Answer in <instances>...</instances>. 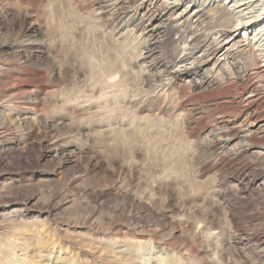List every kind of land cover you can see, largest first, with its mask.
Masks as SVG:
<instances>
[{
  "label": "bare ground",
  "instance_id": "bare-ground-1",
  "mask_svg": "<svg viewBox=\"0 0 264 264\" xmlns=\"http://www.w3.org/2000/svg\"><path fill=\"white\" fill-rule=\"evenodd\" d=\"M42 1L30 3L37 8ZM16 4L15 0H0V31L14 35L15 45L22 52L13 55L12 62L0 60V112L4 116L0 142L7 137L8 125L22 130V137L14 130L7 138L11 149L7 157L20 158L31 139L42 141L48 136L36 119L43 112L40 107L49 100L50 87L43 80L44 72L34 67V60L48 56L43 27L30 23L28 11L23 12ZM83 4L112 36L130 32L142 43L135 68L143 76L144 88L127 102L146 112L142 121L146 115H158L159 121L172 114L181 116L183 132L193 149L194 174L200 180L205 177L194 184L188 180L191 194L206 190L213 200L209 208L190 204L191 210L182 215L161 214L160 220L169 221V228L155 227L146 239L129 235V230L118 237L109 235L111 245L102 241L98 249L106 248L107 252H100L111 253L112 264H177L165 253L170 245L162 239L164 231L173 232L175 221L181 219L180 225L188 227L186 231L194 224L193 236L199 232L212 241L216 234L213 226L222 208L234 232L231 243L264 261V0H83ZM52 74L57 75V71ZM108 77L111 83L116 81ZM14 90L18 93L7 95ZM48 121L44 119V124ZM79 130L72 127L68 132L75 135ZM49 152L60 170L70 163L85 164L86 173L108 171L100 156L84 158L69 144L54 143ZM116 166L124 172L122 164ZM131 170L132 174L137 172L136 167ZM208 178L211 182L206 184ZM152 191L150 197H144L133 194L130 188H116L109 195L120 198L134 220L155 218L152 206L159 194L170 200L172 211L176 210L172 182L159 183ZM196 219L210 227L195 225ZM6 228H0V233H6ZM8 239H0L2 247H8L3 253L0 246V264H99L95 257L86 258L88 251L75 258L68 248L53 243L44 253L39 249L37 254L33 250L29 255L18 254L15 238ZM34 240L41 242L38 237ZM152 249L155 251L151 253ZM184 251L191 252L192 246H185Z\"/></svg>",
  "mask_w": 264,
  "mask_h": 264
},
{
  "label": "rangeland",
  "instance_id": "rangeland-1",
  "mask_svg": "<svg viewBox=\"0 0 264 264\" xmlns=\"http://www.w3.org/2000/svg\"><path fill=\"white\" fill-rule=\"evenodd\" d=\"M27 1L15 0L16 6L20 4L23 12L28 11L30 23L43 27V45L48 54L34 60V67L44 72L43 80L50 87L49 100L40 107L43 112L36 119L48 136L42 137V141L31 139L20 158L7 157L11 150L7 138L14 128L8 125L7 137L0 142V228L7 226L0 239L15 238L18 254L29 255L30 250L37 254L39 249L44 253L53 243L55 247L68 248L75 258L88 251L86 258L95 257L99 264H112V254L100 252H107L106 248L98 249L102 241L118 237L125 230L133 237L146 239L160 225L169 228V221L160 220L161 214L182 215L191 210L190 204L209 208L213 200L206 190L191 194L190 185L205 177L200 180L194 174L193 149L190 138L183 132L181 116L172 114L159 121L158 115H146L142 121L146 112L127 102L144 88L143 76L135 68L142 43L130 32L112 36L84 6L83 0H43L37 8ZM14 39L6 31L0 33L3 41L0 60L12 62L13 55L22 53ZM53 70L57 75L52 74ZM109 75L115 77L114 83ZM13 93L18 92L14 90L7 95ZM44 119L51 121L44 124ZM3 120L0 112V126ZM72 127L79 128V132L69 133ZM15 132L22 137V130ZM54 143L69 144L82 152L84 158L100 156L108 171L86 173L85 164L80 167L70 163L57 169L49 152ZM119 164L124 166V172L117 168ZM135 167L137 172L132 174ZM166 182H172L174 187L172 199L176 210L172 211L170 200L159 194L152 206L153 219L141 216L134 220L124 202L109 195L116 188H130L135 195L150 197L157 184ZM204 182L209 184L211 180ZM88 189L91 192L86 193ZM219 210L212 241L199 232L193 236L194 224L186 231L188 227L181 226L179 219L173 232L163 233L162 239L171 246L165 253L177 264H264L255 259L252 251L231 243L234 233L231 222L223 213L225 209ZM194 223L210 227L197 219ZM36 237L41 242L35 241ZM2 241L1 250L6 253L8 247H2ZM187 245L192 246L191 252L184 251ZM103 255L106 259L101 260Z\"/></svg>",
  "mask_w": 264,
  "mask_h": 264
}]
</instances>
